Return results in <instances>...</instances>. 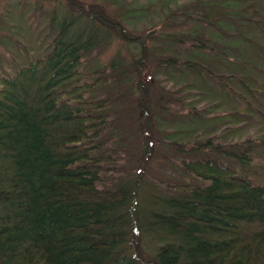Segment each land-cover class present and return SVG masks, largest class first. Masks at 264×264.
Instances as JSON below:
<instances>
[{
    "label": "trees",
    "instance_id": "trees-1",
    "mask_svg": "<svg viewBox=\"0 0 264 264\" xmlns=\"http://www.w3.org/2000/svg\"><path fill=\"white\" fill-rule=\"evenodd\" d=\"M43 1L64 8L60 22L47 21L55 32L50 41L16 29L17 11L30 26L38 8L15 0L9 19L0 22L13 64L1 58L0 264H264V176L254 173L255 159H264V90L250 75L256 66L193 33L160 36L170 54L158 65L168 75L180 72L168 93L185 111L187 127L159 121L158 131L172 130L165 139L178 143L172 149L181 155L170 161L181 179L156 188L138 173L134 181L101 189L120 175L121 160L114 133L108 134L110 101L93 92L118 59L101 71L83 70L84 59L112 39L137 38L101 5ZM197 20V29L206 23ZM174 45L190 55L179 57ZM216 56L231 59L227 73L206 66ZM142 57L137 71L144 69ZM161 74L168 76L154 77ZM147 86L139 82L142 95ZM162 97L158 102L170 106ZM211 112L217 115L210 121L220 124L214 134L205 128ZM188 178L200 185L185 183Z\"/></svg>",
    "mask_w": 264,
    "mask_h": 264
},
{
    "label": "rangeland",
    "instance_id": "rangeland-1",
    "mask_svg": "<svg viewBox=\"0 0 264 264\" xmlns=\"http://www.w3.org/2000/svg\"><path fill=\"white\" fill-rule=\"evenodd\" d=\"M75 1L86 6L101 5L110 17L122 24L129 37L137 38L136 43H124L119 39H112L110 46H102L94 52H88L84 59L85 71L104 70L108 68L112 59L115 57L118 59L116 70L110 71L103 77L107 83L98 89L94 88L93 92L94 97L110 101V110L107 113L110 114L111 124L108 134L111 136V133H114L112 142L116 145L121 160L120 164L115 166V170L119 171L120 175L111 186L109 184L99 186L101 189L134 181L138 173H141L146 184H152L156 188L159 182H174L176 179L179 181L181 179L178 176L179 172H176L175 166L170 161L175 156L181 155L172 149L174 144L178 143L165 139L171 136L172 130L158 131L159 121H163L167 127L173 125L183 129L187 127L184 119L185 111L175 106L177 99L168 93L170 84L177 80L180 72L175 70L173 74L168 75L170 73L162 70L158 65L162 58L170 54L160 36L165 34L189 36L193 33L194 37L217 50L228 49L235 57L243 56L247 63L256 66L250 69V75L264 90V0H120L119 5L115 3L116 0ZM16 2L29 6L31 10L39 9L34 23L32 22L30 26L22 24L25 16L21 17L23 14L17 11L14 15L16 24L19 22L16 29L23 32L30 31L36 40L47 37L50 41L55 32L50 30L47 21L51 17H56L60 22L62 20L60 15L64 12L63 6L54 1L43 0H16ZM9 7L15 10V0H0V22L4 23L3 19H9L7 18V15H11L10 12L8 13ZM197 18L206 19V23H201L199 29L195 27ZM42 22L43 26L38 28ZM80 28L78 26L76 31ZM242 34L244 35L242 41L238 40L237 36ZM2 35H0L1 39L7 38L6 35ZM4 46V41L0 40V62H2L1 58L9 59ZM172 47L181 58L184 57L183 55H190L188 49L180 45ZM11 52L13 54V51ZM29 54L30 60H34L37 56L32 49ZM141 55H143L141 62L144 69L137 71L136 63ZM229 61L231 62V59ZM6 62L10 66L13 65L9 60ZM230 62L218 60L216 56L210 57L206 66L215 71L224 69L227 73L230 70L228 68ZM157 71L168 76L161 74L154 77ZM3 74L6 75L4 72ZM147 77L150 81L145 83L143 80ZM186 78L190 79L191 76ZM140 81L149 85L144 95L138 89ZM174 91L177 93L178 89ZM160 96L168 99L171 105L158 102ZM160 106L169 110L159 112ZM262 110L264 111V105ZM216 115L211 112L206 118L208 124L205 128L211 134H214L220 126L219 123L210 121ZM257 127L256 125L251 132L249 131V134L254 135ZM187 132L189 131L182 133ZM255 160L258 169H254V173L263 177L264 159ZM183 180L192 186L200 185V182L194 178ZM147 187L145 185V188Z\"/></svg>",
    "mask_w": 264,
    "mask_h": 264
},
{
    "label": "water",
    "instance_id": "water-1",
    "mask_svg": "<svg viewBox=\"0 0 264 264\" xmlns=\"http://www.w3.org/2000/svg\"><path fill=\"white\" fill-rule=\"evenodd\" d=\"M147 76H148V75H147ZM149 81H150V78H148V77L144 79V82H145V83H146V82H149Z\"/></svg>",
    "mask_w": 264,
    "mask_h": 264
}]
</instances>
